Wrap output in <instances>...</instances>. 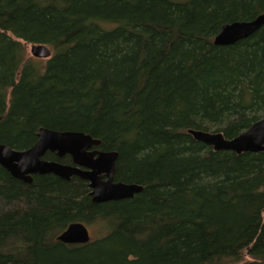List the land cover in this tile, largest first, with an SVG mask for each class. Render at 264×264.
<instances>
[{"label":"trees","instance_id":"trees-1","mask_svg":"<svg viewBox=\"0 0 264 264\" xmlns=\"http://www.w3.org/2000/svg\"><path fill=\"white\" fill-rule=\"evenodd\" d=\"M263 14L264 0H0V144L85 133L119 153L116 182L144 189L96 204L86 181L26 185L0 166V264H264V152L188 134L233 139L264 118V25L214 44ZM72 223L99 235L58 241Z\"/></svg>","mask_w":264,"mask_h":264},{"label":"water","instance_id":"water-1","mask_svg":"<svg viewBox=\"0 0 264 264\" xmlns=\"http://www.w3.org/2000/svg\"><path fill=\"white\" fill-rule=\"evenodd\" d=\"M264 25V14L250 22H236L224 25L214 39L217 46L233 45L247 39ZM31 55L37 59L48 60L51 50L45 45H32ZM1 120V118H0ZM195 141L212 147L215 152L230 151L237 155L264 152V118L254 123L248 130L233 139L222 133L189 130ZM37 142L27 150H16L0 144V166L14 179L32 185L34 176L54 175L70 181L77 176L89 183L92 202L99 204L110 201L132 199L143 192L136 184L115 182L118 152L91 150L101 141L79 132H58L41 128ZM47 153H55L61 159L72 158L73 165L47 161ZM89 229L82 223H72L58 237L67 245H84L91 242Z\"/></svg>","mask_w":264,"mask_h":264},{"label":"rangeland","instance_id":"rangeland-1","mask_svg":"<svg viewBox=\"0 0 264 264\" xmlns=\"http://www.w3.org/2000/svg\"><path fill=\"white\" fill-rule=\"evenodd\" d=\"M30 50H31V45L26 47V55H27V57L32 58L33 60L35 59L36 62H42V63H44V62L47 61V60H44V59H37V58H34V57L31 55ZM90 231H91V235H92L93 238H96V237L99 235V234H98L99 232H98V229H97V228H96V229L92 228V229H90Z\"/></svg>","mask_w":264,"mask_h":264},{"label":"flooded vegetation","instance_id":"flooded-vegetation-1","mask_svg":"<svg viewBox=\"0 0 264 264\" xmlns=\"http://www.w3.org/2000/svg\"><path fill=\"white\" fill-rule=\"evenodd\" d=\"M101 145V144H100ZM100 145L98 146V147H93L91 150H99V147H100ZM99 151H101V150H99ZM69 157V156H68ZM70 164H66V165H73V161H72V158L70 157ZM54 176V175H53ZM34 177H36V176H34ZM34 177H33V181H34ZM57 177V176H56ZM59 178V177H58ZM73 178H78V179H80V180H82L81 178H79V177H77V176H73L72 178H71V180L73 179ZM61 179V178H60ZM70 180V181H71ZM66 181V180H65ZM82 181H84V180H82ZM87 182V181H86ZM115 182H116V179H115ZM88 186H89V183H88ZM90 189V188H89ZM90 192H91V189H90Z\"/></svg>","mask_w":264,"mask_h":264}]
</instances>
